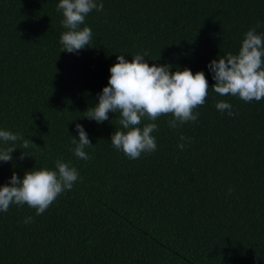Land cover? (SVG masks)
Wrapping results in <instances>:
<instances>
[{
	"label": "trees",
	"instance_id": "trees-1",
	"mask_svg": "<svg viewBox=\"0 0 264 264\" xmlns=\"http://www.w3.org/2000/svg\"><path fill=\"white\" fill-rule=\"evenodd\" d=\"M97 2L103 11L80 26L94 47L72 54L61 52L59 0H0V130L38 146L15 143L13 161H0V186L58 159L80 174L39 216L27 205L0 212V264H264V100L209 88L196 122L171 129L160 117L157 150L134 160L111 144L118 115L83 118L117 55L130 62L146 51L150 66L203 71L211 87L210 61L237 54L251 28L264 35V0ZM221 100L233 116L216 109ZM76 123L90 160L69 150ZM181 135L191 141L183 151Z\"/></svg>",
	"mask_w": 264,
	"mask_h": 264
},
{
	"label": "clouds",
	"instance_id": "clouds-1",
	"mask_svg": "<svg viewBox=\"0 0 264 264\" xmlns=\"http://www.w3.org/2000/svg\"><path fill=\"white\" fill-rule=\"evenodd\" d=\"M95 11H103V3L97 0H59L57 11L62 14L61 25L66 29L59 38L61 52L77 54L85 47L92 46V30L81 25L87 15ZM260 25L257 24L256 27ZM148 53H137L131 61L125 55H117V62L109 68L110 76L107 86L98 93V103L89 106L83 118L94 120L97 124L109 120V113L119 117L121 130L111 135V144L127 158L134 160L142 154H151L157 150V142L153 132L158 130L155 123L162 116H170L169 128L176 129L187 122H196L199 117L197 109L202 107L211 88L220 96L237 97L245 103L264 100V35L257 34L256 28L249 29L241 41L237 54L213 59L207 65L215 83L209 87L203 71L195 74L189 69L173 71L170 64L151 66L145 60ZM149 60V59H148ZM221 113L227 110L233 116L232 105L223 100L215 105ZM143 120L152 121L144 124ZM75 130L79 139L72 136L75 145L69 150L81 160H90L85 151L92 146L90 139L80 123ZM183 141L188 140L181 135ZM0 141L13 146L0 147V161H13L12 153L17 150L15 143L22 141V148L38 147L31 139L22 134L8 130H0ZM27 157L22 152L20 160ZM80 174L75 167L62 160H56L54 169L40 168L25 172L20 178L15 172L9 182L0 186V212H7L12 205H27L35 210L37 216L43 214L66 191H70ZM231 189L228 190L231 194ZM31 216L24 223H32Z\"/></svg>",
	"mask_w": 264,
	"mask_h": 264
}]
</instances>
